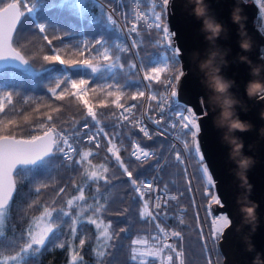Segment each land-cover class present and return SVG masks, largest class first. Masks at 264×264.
<instances>
[{"label": "trees", "instance_id": "16d2710c", "mask_svg": "<svg viewBox=\"0 0 264 264\" xmlns=\"http://www.w3.org/2000/svg\"><path fill=\"white\" fill-rule=\"evenodd\" d=\"M7 1L9 0H0V6ZM17 1L23 15L13 34L12 43L22 48L23 53H28L29 61L27 69L0 67V135L31 137L43 132L41 124L45 127L54 124L58 131H63L67 135L75 132L78 139H72L73 145L79 152L91 151L93 155L80 164H76L79 156L73 157L71 164H66L58 158L49 164L47 172L41 175H36L31 165L25 166L26 168L21 169L19 174H14L16 191L10 205L4 209L3 223H0V264H73L71 256L81 235L86 239V244L80 252L83 264H140L141 254L136 251L137 248L146 243L154 232H161V229L164 231L171 229V232L181 234L179 238L171 236L170 244L174 249H163L173 256V261L168 264H179L181 259L184 264H208L194 216L192 197L182 166L174 159L170 150L169 138L153 129L149 131L150 138L145 137L134 123L135 117L142 109L143 97L133 100L132 96L137 91H144V86L138 69L133 71L129 68L134 59L131 52L123 51L124 48H129L128 44L120 25L105 6L118 7L123 10L126 18H129L134 0ZM137 1L145 13L151 11L152 4H156L155 0ZM107 13L111 15L114 23ZM147 23H151L148 16ZM147 23L140 21L137 33L133 34L139 63L144 73H150L152 67H163L165 59L163 55L165 49L159 46L162 43L159 40L162 33H158L154 27H146ZM165 23L167 24L166 19ZM41 25L44 32L41 31ZM43 34L53 39L52 45L44 41ZM97 41H100V44L92 47ZM86 43L87 49L84 47ZM57 54L64 60L89 59L100 67L93 72L89 66L62 65L59 61L43 59L45 55ZM105 54L110 57L109 61L103 59ZM112 62L123 64L124 68L107 65ZM167 75L166 72L161 73V80L166 79ZM65 77L70 79L53 95L51 89ZM72 79L88 81L83 86L86 95L81 93L83 99L72 95L76 91L71 88ZM61 91L65 92L63 100L57 99ZM109 91L120 93L119 103L136 105L132 113L128 114L127 120L119 116L116 97L108 96ZM9 92L11 96L8 95ZM163 92V85L152 82L151 94ZM83 100H88L96 112V121L88 116ZM158 101L159 96L157 101H150L148 97L145 105L148 113H155ZM49 115L53 117L51 122L47 121ZM167 119L168 116L165 115L163 121ZM82 123L103 128L104 132L108 133L107 137L101 134V144L98 148L91 142L81 139ZM133 140L149 147L158 156H153L143 163L135 161L130 157ZM109 144L121 146L116 152L126 164H129V170L133 171L134 176L139 172L142 179L155 172L154 179L159 189L175 192L176 199L167 200L163 217L153 222L150 217L142 215L143 201L146 198L137 199L136 193L126 184V178L115 163L113 154H108L105 149ZM160 156L163 159L157 163ZM191 164L199 200L205 208L208 198L205 197L204 182L198 174L197 162L191 159ZM102 168L107 169L103 174L108 177L110 183L106 184L103 180L93 181L85 174V170L89 173L99 172ZM39 182L51 186L37 196L35 188L39 186ZM59 187H65L66 190L57 195ZM78 189L83 191L84 200L75 199L69 208L67 201L81 194ZM53 200L56 201L55 204H52ZM33 201L68 211L69 216L63 217L64 223L60 229L59 239L46 242L45 248L40 252L29 250L23 259L14 260L13 257L26 240L24 232L30 218L39 216L42 211L40 208L30 206ZM150 212L155 215L154 210ZM205 215L209 221L208 213ZM73 216L79 217L80 221L75 240L67 235ZM89 217L95 219L101 227L89 223ZM104 225H110L107 232L111 239H106L102 235ZM120 229H127V234ZM134 240H140L141 243L134 244ZM61 241H67L65 249L58 247ZM106 251V255H97ZM180 252L183 256L178 255ZM133 256L136 258L133 259ZM223 258L218 248L217 264H224ZM146 263L157 264V257L148 256ZM75 264H80V261H76Z\"/></svg>", "mask_w": 264, "mask_h": 264}, {"label": "snow or ice", "instance_id": "6c2138e0", "mask_svg": "<svg viewBox=\"0 0 264 264\" xmlns=\"http://www.w3.org/2000/svg\"><path fill=\"white\" fill-rule=\"evenodd\" d=\"M147 2V0H145ZM170 4V0H159L158 3L152 4L151 11L145 13L143 15H137L132 23L131 27L128 28L129 35L137 33L138 31V22L145 19V16L150 17L151 23L147 24L148 28H155L158 33H162V36L159 37V40L162 43L159 45L165 52L163 55L165 59L163 61V67H152L150 73H144V82L147 84L149 89H151L152 82H156L157 84H161L164 86L163 93H154L149 96L150 101H157L159 96V101L157 103V109L160 112L161 120L165 115L168 116L169 119V127L176 128L179 127L183 130V135L186 139L183 141V149L185 153L189 155V158L194 159L197 162V170L201 179L205 183L207 189L209 191L205 192V197L210 199L211 204L217 206V208H224L227 201L221 199L220 194L217 193L216 189V179L214 174L209 171L210 162L206 160V153L201 151V145L199 141V134L202 130L203 121L211 116V110L206 105L202 104V99L205 98L204 91L196 98V104L199 106V112L195 111L194 108L187 103L186 100H181L178 98L177 86L179 81L185 77V69L182 67L183 57L187 55V53L183 52L180 47H176L173 45V41L175 39V33L170 31L169 25L165 23V19L167 17V10ZM18 3H7L6 6L0 8V56H16L25 62L29 61L24 58L19 52H15L11 49L10 40L11 33L15 31L17 23L20 21L23 12L19 10ZM27 10V5L25 6ZM159 11H156V9ZM108 14V13H107ZM109 19L112 20L111 15L108 14ZM41 31L44 32V27L41 26ZM44 41L47 42L48 45H52L53 39H50L47 34H43ZM100 41L95 42V45L92 47L98 46ZM86 49L88 48V43L84 46ZM136 44L133 42L132 48H124L125 52H133ZM105 53H107V49H105ZM45 61H59L62 65H71V66H89L93 72H95L100 66L94 65L93 62L89 59L84 60H64L61 59L60 55H45L43 57ZM103 59L105 61H109L110 57L105 54ZM264 59V57H261ZM187 63V62H184ZM107 65H116L119 68L123 69V64H117L115 62L109 63ZM129 68L131 70H136L137 64L132 62L129 64ZM190 71V70H189ZM168 73L167 78L161 80V73ZM70 78L65 77L62 80H59L54 88L51 89L53 95L56 94L57 89L61 87L62 84H65ZM71 88L76 91L72 93L79 99H83L81 93L84 92L83 86L88 83L85 79L75 80L72 79L70 81ZM114 85H108V87H113ZM115 87H119V85H115ZM67 91V89H65ZM166 93V94H165ZM11 96V93H8ZM65 92L61 91L57 96V99L63 100ZM108 96L115 95L116 97V106L118 108L124 109V105L119 103L120 93L119 92H107ZM145 92L143 90L137 91L135 95L132 96L133 100H137L138 97H144ZM171 101V111L165 112L164 106L167 105ZM84 105L87 107V114L92 118L93 121H96V112L93 111L92 107L89 105L88 100H83ZM136 107L133 104L130 108L124 109V112L121 113V116L124 120L128 119V116L124 113L128 114L132 113V110ZM151 107V105H150ZM58 111V110H56ZM208 113L206 116L205 113ZM151 119V117H149ZM53 117L51 115L47 116V121L51 122ZM161 120H155L154 123L159 125ZM97 123H99L97 121ZM84 129H89V125L85 123L83 125ZM40 128L43 130L42 135H32L29 139H17L12 136H0V223H3L4 209L10 205V202L13 199L14 193L16 191V181L14 179V174H19L20 170L26 168L25 166L31 165L33 166L34 173L36 175H41L47 172L48 165L53 163L58 158L62 159V162L66 164H71L73 161V157L79 156V160L76 161V164H80L85 161L87 157L92 156L93 153L91 151H84L83 153L78 151V148L70 143V137L72 139H78V136L75 132L65 134L63 131H58L53 124L50 127H45L44 124L40 125ZM140 131L143 133L145 137H149V133L146 127H140ZM103 134L105 137L108 136L107 132H104L103 128L97 129L95 132L89 130V134L87 135V140L89 142L95 143L96 147H99L98 136ZM150 138V137H149ZM111 143V141H109ZM175 152V148L172 149ZM107 151L112 153L114 156L115 163L122 170L123 176L126 178L125 182L130 187L132 191L136 193L137 199H142L146 195L153 194L157 191L153 187L152 182L145 183L141 179V173H137L134 176L133 171L129 170V164H126L124 160L120 157L118 152H114L113 148H108ZM153 156H158L155 151H148L145 148L141 147L139 143H136L133 147V150L130 153V157L134 158L135 161L143 163L145 160L150 159ZM163 157L160 156L157 160V163L162 160ZM177 162H180L181 158L179 153L176 154ZM89 167H91L90 161ZM154 167V166H153ZM107 172L106 168H102V171H91L90 173L85 170V174L89 179L93 181H101L103 180L106 184L110 183L108 177L103 173ZM159 180V177H157ZM51 185L45 182H39V186L35 188V193L37 196L40 195L41 192L48 189ZM65 187H59L57 189V195L65 192ZM80 191L79 197H74L73 199H69L67 201V205L69 208L73 205L74 200H84L83 191ZM163 191V190H162ZM169 199H176V197H170ZM56 201L53 200L52 204H55ZM144 208L142 215L145 217H150L153 222H155L158 218H161L165 215L163 212L164 208H167V200L161 203L159 197H157L154 201V211L155 215L149 211V201L144 200ZM32 207L42 209L41 214L39 216L31 217L30 223L24 232V236L26 240L24 244L19 248L16 256L13 259H23L24 255L32 250L34 252H40L41 249L45 248L46 242L49 240L59 239L60 229L62 224L64 223L63 217L69 216L68 211H64L63 209H58L56 207H49L47 205L38 203L37 201H33ZM94 211H98V209H94ZM206 211L211 213L212 208L211 205L206 206ZM55 213V216H54ZM79 217L73 216L72 223L69 226V232L67 235L70 239L75 240L77 238V227L79 225ZM88 222L96 225L98 228L101 227L100 224H97L95 219H91L89 217ZM212 233L211 239L215 243L220 239V237L225 233L227 229H229L232 225V218L227 214H219L217 213V218L211 219ZM110 225H104V231L102 235L106 239H111L107 232V228ZM121 232L127 234V229H120ZM167 237L168 235L179 238V232H164L163 229L160 230ZM134 244H140V240H134ZM86 244V239L81 235L78 238V245L74 248V254L71 256V260L73 264L76 261H80V264H83V257L80 255L81 250L84 248ZM67 246V241H61L58 244L60 249H65ZM111 247V246H109ZM163 249H174V246L171 244H163L162 248L153 249L151 251H146L140 253L141 255L153 256V257H161ZM135 251V250H134ZM106 252L97 253V255L103 256L106 255ZM179 256H183V253H178ZM136 257L133 256V259ZM167 261L172 262L173 256L168 255ZM179 264H184V261L181 259Z\"/></svg>", "mask_w": 264, "mask_h": 264}, {"label": "water", "instance_id": "95a60500", "mask_svg": "<svg viewBox=\"0 0 264 264\" xmlns=\"http://www.w3.org/2000/svg\"><path fill=\"white\" fill-rule=\"evenodd\" d=\"M235 2L236 0H207L211 13L226 28V31L215 41L206 39V33L202 31L203 22L191 14V6L187 5L186 0H170L166 21L170 31L175 33L174 44L187 53L183 57V61L187 63L182 62L185 77L179 81L177 86L178 98L186 100L199 112L196 98L204 91L205 98L201 103L211 110V116L202 123L199 141L202 152L206 153V160L210 162L209 169L217 178V193L220 194L222 200L227 201L225 207L219 209L216 205L210 204L212 211L213 213L227 211L232 218L231 227L225 231L218 242L224 257L223 262L224 264H252L257 252L264 254V116H262L264 99L248 96L247 85L254 77L251 66L242 61L240 57L246 55L253 64L264 65V59H261L264 57V35L255 25L256 5L252 0H248L244 6L245 28L252 39L253 47L249 52L243 51L239 43L238 25L232 21V9ZM7 3L19 4L17 0H9L0 8L6 6ZM19 10L21 11L20 7ZM14 32L11 33V49L27 59L12 43ZM213 53L216 54V63L221 66V74L226 79L234 81L229 91L240 101L236 105L240 119L252 125L250 130L236 132L235 135L243 140L244 152L255 160L254 166L247 173L248 181L252 185L250 198L259 205L257 208L259 223L254 232L251 225H244L240 231L237 230L242 220L237 198L245 193V188L241 187L237 165L231 155V145L226 139L227 128L218 122L220 105L213 100L215 93L209 86L206 71L201 67L202 62ZM3 66L27 69L28 61L25 62L16 56H0V67ZM37 135H42V133ZM0 136H12L17 139L30 138L10 134ZM246 235L251 236L255 251L247 250L244 239Z\"/></svg>", "mask_w": 264, "mask_h": 264}, {"label": "clouds", "instance_id": "9594fccd", "mask_svg": "<svg viewBox=\"0 0 264 264\" xmlns=\"http://www.w3.org/2000/svg\"><path fill=\"white\" fill-rule=\"evenodd\" d=\"M190 5V12L197 19L201 20L202 31L206 33V39L209 41L217 40L222 33L226 31L225 26L212 13L207 0H186ZM248 0H236L232 9V21L238 25L240 35V47L244 52L251 51L253 42L245 28L246 16L244 6ZM215 53L202 62V69L206 71L209 86L213 89L215 95L213 100L219 103L221 111L218 122L221 126L227 128L226 139L231 145V155L237 165V175L241 181V187L245 188V193L237 198L242 213L241 225L237 226L240 231L244 225H251L253 232L259 223L257 213L258 203L250 198L252 185L249 183L247 173L255 160L244 152L243 140L236 136V132L250 130L252 125L248 121L241 120L236 105L240 101L229 91L234 81L226 79L221 74V66L215 61ZM240 59L251 66L253 79L248 82L247 94L250 98L264 99V65L253 64L252 60L246 55H241ZM206 115V113H205ZM264 116V113H262ZM248 251H255V245L251 241V236L244 237ZM252 264H264V254L257 252L253 258Z\"/></svg>", "mask_w": 264, "mask_h": 264}, {"label": "built area", "instance_id": "2783aa9c", "mask_svg": "<svg viewBox=\"0 0 264 264\" xmlns=\"http://www.w3.org/2000/svg\"><path fill=\"white\" fill-rule=\"evenodd\" d=\"M252 1L256 5L255 25L259 29V31L264 35V0H252ZM155 2L158 3L159 0H155ZM105 6L107 7V9L111 13V15L114 17V19L120 25L121 30L123 32V35H124L126 42L128 44V47L132 48L134 39H133V34L129 35L128 28H130L132 23L135 22L134 18L137 15L145 14V11L140 8L137 0H134L133 9L131 11L129 18H126L123 10L120 8L113 7L112 5L111 6L105 5ZM142 21L147 23V16H145V19ZM258 23H262L263 26L259 25ZM173 45L176 46L174 44V42H173ZM133 51L135 53H137L136 48ZM131 54H132V57L134 59V62L137 64V69H138L140 78L142 80V83L144 86V92H145V96L143 97L142 109L137 114V116L135 117L134 123L139 127V129H140V127H146L148 133H149L150 129H153V130L165 135L167 138H169L170 150L172 151L173 157L175 160H176V154L179 153V156L181 158L179 163L181 164L182 169H183L187 188H188V190L191 194V197H192V203L195 206V210H196V207H198V209H197V212H198V214H197V225H198L199 232L201 235V239H202V243L204 246V250H205V254L207 257L208 264H217L216 253H217V249H218L219 240L214 243L211 239V233H212V227H213L211 225V219L217 218V213L222 215V214H225V212L219 211L217 213H213V212L209 213V212L205 211L206 207L204 208L201 205V202L199 200V196H198V193L196 190L194 177H193L191 158H189V155H187L185 153V150L183 149V141L186 139V137H184V135H183V130L179 127L170 128L169 127V123H170L169 119H167L166 121H163V119L161 120L160 112L157 108H156L155 113H153V114L148 113L145 105L147 103L148 97L151 94V89H149L147 84L144 82V69L141 66V64L139 63L138 54H133V52H131ZM166 78H167V76H166ZM170 104H171V101H169V103L164 106L165 112L169 111V105ZM123 105H124V109H127V108H130L133 104L127 103V104H123ZM124 109L118 108V114L120 117H122L121 113L124 112ZM124 114L128 116L127 112H125ZM149 117H151V119H149ZM155 120H161V123L159 125H157L154 123ZM84 124L85 123L81 124V129H83L81 139H83L84 141H88L87 135L89 134V130H91L92 132H95L99 128L95 125H89L88 124L89 129H84V127H83ZM98 141H99V145H100L101 144V134L98 136ZM70 143H73V140L71 137H70ZM91 143L94 146H96L95 143H93V142H91ZM136 143H138L136 140L132 141L131 147H130V153L133 150V147ZM120 147L115 146L113 144H109L105 147V149L107 151L108 148H113L114 152H116ZM141 147L145 148L146 150H148L150 152L152 151L149 147H146L143 145H141ZM173 148H175V152L172 150ZM107 153L112 154V153H109L108 151H107ZM209 171H210V169H209ZM154 175H155V172H153L151 175H149L145 178H142V180L145 183L152 182L153 187L155 189H157V191L155 193L145 196L146 200L149 201V211L154 210L153 201L157 197H159L161 203H163L165 200H168L170 197L176 196L175 192L172 190H163L162 191L161 189H159L157 183L155 182ZM204 186H205L206 192L209 191L207 189L205 183H204ZM210 204H211L210 199H207L206 206L210 205ZM195 210H194V212H195ZM206 212L209 215V221L206 220V215H205ZM164 232L171 233V229H166ZM170 239H171L170 235H168L166 237L163 232H154L152 234L151 238L148 239L146 243L139 246L136 251L140 254V253H143L146 251H151L153 249L162 248L163 244H170ZM169 254H170L169 252L163 250L161 257H157V264H167L168 261L166 258ZM147 259H148L147 255H141L140 264H147L146 263Z\"/></svg>", "mask_w": 264, "mask_h": 264}, {"label": "rangeland", "instance_id": "374dc122", "mask_svg": "<svg viewBox=\"0 0 264 264\" xmlns=\"http://www.w3.org/2000/svg\"><path fill=\"white\" fill-rule=\"evenodd\" d=\"M21 8V7H20ZM30 11V10H29ZM31 12V11H30ZM113 17V16H112ZM42 26V25H41ZM15 46V45H14ZM17 47V46H16ZM22 53L24 52V51H22V48L20 49L19 47H17ZM26 53V52H25ZM25 53H23L24 55H25ZM25 57L26 58H28V53H26V55H25ZM28 68V67H27ZM193 177H194V173H193ZM195 181V180H194ZM196 185V184H195ZM201 205H202V203H201ZM192 206H193V209L195 210V206L193 205V203H192ZM197 209H198V207H196V210H195V212H194V216L196 217V221H197V214H198V212H197ZM197 227H198V225H197ZM199 229V228H198ZM136 247H138V246H136ZM218 248H219V244H218ZM205 251V250H204ZM168 254V253H167ZM169 255H171V253L169 254ZM169 263V262H168ZM167 263V264H168Z\"/></svg>", "mask_w": 264, "mask_h": 264}, {"label": "bare ground", "instance_id": "6f19581e", "mask_svg": "<svg viewBox=\"0 0 264 264\" xmlns=\"http://www.w3.org/2000/svg\"><path fill=\"white\" fill-rule=\"evenodd\" d=\"M105 5V4H104ZM140 6V5H139ZM259 25L263 26L262 23H258Z\"/></svg>", "mask_w": 264, "mask_h": 264}]
</instances>
